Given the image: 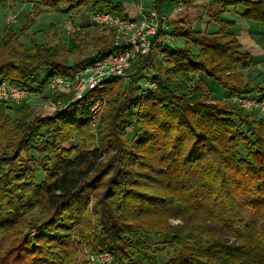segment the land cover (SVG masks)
Here are the masks:
<instances>
[{
	"label": "trees",
	"instance_id": "16d2710c",
	"mask_svg": "<svg viewBox=\"0 0 264 264\" xmlns=\"http://www.w3.org/2000/svg\"><path fill=\"white\" fill-rule=\"evenodd\" d=\"M34 1L82 30L93 26L78 23L87 0ZM148 1L158 14L170 6ZM229 7L264 24V0H219L203 8L214 29L171 21L169 34L182 45L157 41L127 89L107 80L45 117L24 104L0 106V264H89L84 252H108L110 264H264V116L232 102L264 101V80L244 75L262 60L241 50L234 23L222 18ZM102 11L128 18L119 4L93 0L89 14ZM29 14L26 27L0 35V84L43 92L52 77L119 52L102 35L91 56L60 62L56 48L18 42L35 24ZM165 63L149 78L156 89L141 97L143 69ZM100 100L94 136L89 109Z\"/></svg>",
	"mask_w": 264,
	"mask_h": 264
},
{
	"label": "built area",
	"instance_id": "2783aa9c",
	"mask_svg": "<svg viewBox=\"0 0 264 264\" xmlns=\"http://www.w3.org/2000/svg\"><path fill=\"white\" fill-rule=\"evenodd\" d=\"M136 17L122 19L109 11L91 13L89 22L100 28L104 36L112 40L113 48L119 49L118 53L109 54L95 61L92 65L72 73L70 76L57 75L52 77L43 92H31L22 87L0 84V106L13 107L20 104L38 102L45 111H62L70 104L81 100L84 95L96 89L103 82L118 79L122 84L129 82L137 74L134 65L141 57H147L157 47V41L170 44L173 37L169 34L168 24L171 16H181L187 7L183 0H166L170 3V14L158 12L150 7H145L147 0H133ZM17 12H9L4 17L7 26L17 22ZM62 30L66 37L71 38L79 33L82 28L70 19L64 20ZM157 40L155 41V39ZM151 71L143 69L139 82L138 93L145 96L156 88L150 80ZM233 103L247 112L258 110L264 116V101L248 98H233ZM100 100L91 106L90 117L95 126V114L100 110ZM105 104V102H104ZM105 259L91 257L94 264H104Z\"/></svg>",
	"mask_w": 264,
	"mask_h": 264
},
{
	"label": "rangeland",
	"instance_id": "374dc122",
	"mask_svg": "<svg viewBox=\"0 0 264 264\" xmlns=\"http://www.w3.org/2000/svg\"><path fill=\"white\" fill-rule=\"evenodd\" d=\"M26 0H8L7 2V6L4 9H0V35H2L6 30L8 29H12L13 31L17 32V29L21 28V27H26L27 23H26V13L30 12L29 15H31V17H33L35 19V24L32 25V27L30 28H26L27 30V35L26 36H22L21 34H18V42L22 45H24L25 47H30L32 41L37 43L38 45L47 47V48H56L59 56H61V59L58 60L60 62L66 61L68 64L72 65L75 64L77 62L82 61L83 59H86L87 57L91 56L92 54H94V51L96 50L95 47V40L99 37H102V32L100 30L99 27L97 26H90L87 29L82 30V35H78V36H73L71 38H68L64 35L63 30H62V24L64 22V20L67 19L66 15H61V14H56L50 11V9L48 7H44L37 2H35L34 0H31L32 3H28L25 2ZM109 2L111 1H116V0H107ZM91 3H93V0H87L86 5L81 6L80 8V15L78 16L79 18L81 17L80 21L79 19L77 21H79L78 23L81 24V22H85L88 21L89 22V7L91 5ZM33 5V7H32ZM32 7V8H31ZM214 7V6H213ZM238 8V7H235ZM29 9V11H28ZM228 9V8H227ZM27 11V12H26ZM203 11V9H202ZM9 12H17L18 17H17V22L13 25L10 26H6L5 24V20L4 17L6 16L7 13ZM42 12V13H41ZM41 13V14H39ZM71 17H76L75 16V12H71ZM90 23V22H89ZM186 25V24H185ZM81 33V32H80ZM75 37V38H74ZM72 38L76 39L74 42V47L72 48V53L68 54V55H63L64 51L68 48L69 44H71L70 41ZM183 41L182 40H175L174 38L171 40L170 44L172 46H180L182 45ZM242 50V47H241ZM167 67H170V65H160L159 67L155 66V70L151 71V74L157 75L158 68L159 71H163L166 70ZM254 68V67H253ZM258 71H260L261 75L259 76L260 78L257 80L255 77L259 75ZM244 75H246V77H250L249 79L252 80L253 82H259L261 80H264V64L262 65H257L254 69L250 70H246L244 72ZM255 78V79H254ZM130 81V80H129ZM155 84V79L152 80ZM203 83H207L209 87H213V85H209L210 80H207L206 78L204 80H201ZM124 87V89L128 88L129 82H127L126 84H122ZM188 86H192V84H187ZM157 86V85H156ZM189 87V90H190ZM211 87V88H212ZM139 89V88H138ZM156 89V88H155ZM217 90L213 91L212 93L214 95L213 98L215 96H219V94L216 93ZM189 93V92H188ZM141 96V95H140ZM141 97H146L145 96H141ZM103 102H100V110L95 114V126L91 128L93 135L95 136V131L99 122V118L101 117V115L103 114V111L105 109V104H104V100H102ZM223 101V100H221ZM99 101L94 102L92 105L96 104ZM233 102V101H232ZM24 105L28 106L29 109L32 111L33 115H40V117H45V116H49L51 114H53V111H45L43 110L38 102H34L31 101L30 104H25ZM91 112V107L89 109V113ZM0 113H1V109H0ZM14 111L12 112H7L6 114L8 116H14ZM91 120V117H90ZM92 120H91V124H92ZM126 132H131V127H127L126 128ZM72 142H63V148L65 149H69V145ZM56 154H52L51 156H54ZM23 157V156H22ZM20 164H24L26 163L24 160H21V162H19ZM45 166V165H44ZM37 180L39 181L40 179L43 178L42 174L39 173L36 175ZM172 223L176 224V221H173ZM76 228V227H75ZM75 228H72V231L70 233L71 236L74 235V237L77 235V231L75 232ZM79 253V250H78ZM84 254V259L86 260V262L88 261L89 264H93L90 261L91 257H98V258H102L105 260L104 264H110L111 263V255L108 252H103V253H99V254H89V253H83ZM95 264V263H94Z\"/></svg>",
	"mask_w": 264,
	"mask_h": 264
},
{
	"label": "crops",
	"instance_id": "0c3cea01",
	"mask_svg": "<svg viewBox=\"0 0 264 264\" xmlns=\"http://www.w3.org/2000/svg\"><path fill=\"white\" fill-rule=\"evenodd\" d=\"M10 1V0H9ZM219 0H195L190 7L181 16H171L172 22L182 21L190 27H199L200 30H205L206 27L214 29L215 25L209 23V18L203 13L202 9L210 3H216ZM232 1V0H226ZM256 2L257 0H249ZM111 4H119L127 13L128 18L136 17V9L133 0H116L111 1ZM150 1H145V7L148 8ZM170 6L165 9L166 14H170ZM242 10L240 8L229 7L222 18L225 21H231L235 25L236 39L242 47L244 53L262 60L264 64V24L248 22L241 17Z\"/></svg>",
	"mask_w": 264,
	"mask_h": 264
}]
</instances>
